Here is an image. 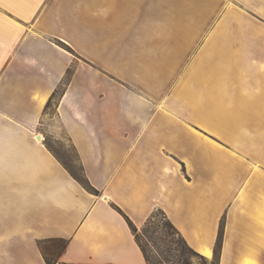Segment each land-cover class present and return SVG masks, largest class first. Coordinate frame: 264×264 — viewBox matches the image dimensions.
Instances as JSON below:
<instances>
[{"label":"crops","instance_id":"1","mask_svg":"<svg viewBox=\"0 0 264 264\" xmlns=\"http://www.w3.org/2000/svg\"><path fill=\"white\" fill-rule=\"evenodd\" d=\"M258 89L264 0H0V264L54 238V264H147L124 215L157 209L209 257L222 225L218 264H264V109L236 105Z\"/></svg>","mask_w":264,"mask_h":264},{"label":"trees","instance_id":"2","mask_svg":"<svg viewBox=\"0 0 264 264\" xmlns=\"http://www.w3.org/2000/svg\"><path fill=\"white\" fill-rule=\"evenodd\" d=\"M58 90L59 89L52 93L50 99L54 98L58 94ZM60 94L61 92H59V96ZM75 161L78 164V173L73 172L63 162L62 163L71 175L79 183H81V185L91 192H96V190L89 183L88 179L85 177L82 166L77 160L76 153ZM124 217L134 234L135 240L142 251L147 264H190L186 253L191 252L197 254L196 251L188 245L181 233L161 209L153 211L148 216L140 227L141 233L138 232L137 227L126 215H124ZM174 235L177 237L175 238ZM222 235L223 226L220 225L212 256L213 264H218L219 261ZM66 245L67 239L61 238H54L49 241L39 243L40 250L47 264H54L58 260L61 253L65 250Z\"/></svg>","mask_w":264,"mask_h":264},{"label":"rangeland","instance_id":"3","mask_svg":"<svg viewBox=\"0 0 264 264\" xmlns=\"http://www.w3.org/2000/svg\"><path fill=\"white\" fill-rule=\"evenodd\" d=\"M61 90L62 87L59 88L58 94L54 98L49 99V101L46 104L45 115L43 116V120L46 123L56 121V118L54 117L55 116L54 110H55V104L59 97V92H61ZM46 139H47L46 143L55 152L56 156L61 160V162H63L73 172L78 173V164L75 161V152L72 149V147L69 145V143L66 142L65 139L54 140L48 134L46 135ZM140 227L137 228L139 233H141ZM174 237L176 238L177 236L174 235ZM196 253L197 254L191 252L186 253L187 257L189 258L190 264H213L212 257H206L205 255L197 251Z\"/></svg>","mask_w":264,"mask_h":264},{"label":"bare ground","instance_id":"4","mask_svg":"<svg viewBox=\"0 0 264 264\" xmlns=\"http://www.w3.org/2000/svg\"><path fill=\"white\" fill-rule=\"evenodd\" d=\"M215 71L222 73L223 67L217 66ZM221 79H222V76H216V81L213 85L214 87L208 86L209 81H205L203 83V88L208 87L209 93L213 89H216L217 92H216L215 98L209 97L207 94L204 95L203 97H201L199 100V104L201 107H203V108H209L210 107V109H225L223 107V104H224V96H226V94H225L226 90H224V88H222L223 84H222V81H220ZM212 83L213 82H210V84H212ZM240 86H242V84H240ZM240 88H243V87H240ZM240 88H239V90H242ZM241 100H242V108H244V105H245L247 107H250L248 109H256L258 107H263V109H264V93L261 92V90H259V89L255 93H249L246 97L242 96L241 99H240V97H238L237 102H236V105L238 106L237 109H239ZM38 137L41 138V135H38ZM263 219H264V211H263ZM202 253L205 256H208V257L210 256V251L208 249L202 250Z\"/></svg>","mask_w":264,"mask_h":264}]
</instances>
